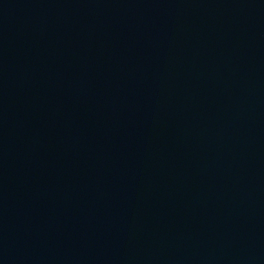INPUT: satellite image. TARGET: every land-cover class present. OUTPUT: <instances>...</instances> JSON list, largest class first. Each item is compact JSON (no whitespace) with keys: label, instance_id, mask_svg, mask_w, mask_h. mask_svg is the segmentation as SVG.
Instances as JSON below:
<instances>
[{"label":"water","instance_id":"95a60500","mask_svg":"<svg viewBox=\"0 0 264 264\" xmlns=\"http://www.w3.org/2000/svg\"><path fill=\"white\" fill-rule=\"evenodd\" d=\"M0 264H264V0H0Z\"/></svg>","mask_w":264,"mask_h":264}]
</instances>
